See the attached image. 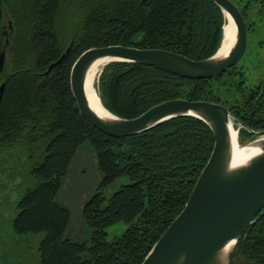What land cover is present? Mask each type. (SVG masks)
<instances>
[{
    "label": "trees",
    "instance_id": "obj_1",
    "mask_svg": "<svg viewBox=\"0 0 264 264\" xmlns=\"http://www.w3.org/2000/svg\"><path fill=\"white\" fill-rule=\"evenodd\" d=\"M2 3L12 39L0 111V264H142L188 202L214 134L202 120L182 116L134 136H108L80 114L72 67L85 51L110 45L203 60L221 46L226 16L213 0ZM258 3L262 7L264 0L237 4L248 33L256 24L248 22L249 12ZM261 64L245 55L226 73L196 80L113 62L103 68L97 90L107 109L127 119L175 99L224 105L246 125L239 131L244 144L255 138L249 129H264V71L251 82ZM86 141L102 180L82 207L90 238L77 241L66 236L72 212L57 198ZM121 177L131 182L107 197ZM121 221L126 231L108 240L107 228ZM230 264H264V210L237 243Z\"/></svg>",
    "mask_w": 264,
    "mask_h": 264
},
{
    "label": "water",
    "instance_id": "obj_2",
    "mask_svg": "<svg viewBox=\"0 0 264 264\" xmlns=\"http://www.w3.org/2000/svg\"><path fill=\"white\" fill-rule=\"evenodd\" d=\"M231 16L235 24L232 45L220 55L193 60L163 49H140L121 45L91 48L82 53L71 71V90L83 118L102 133L124 138L145 132L165 121L189 116L206 123L215 137L210 158L203 168L184 209L178 214L153 246L142 264H230L233 251L245 231L256 222L264 210V129H249L256 139L251 146L256 151L240 163H234V135L239 142L243 122L224 105L175 99L157 104L138 117L121 118L107 109L98 95L101 114L90 105L86 80L94 66L126 62L155 67L187 79H208L220 76L243 58L248 45V28L244 15L232 0H213ZM0 0V24L4 18ZM9 29L12 23L9 21ZM70 47L66 50L68 53ZM6 51L0 54V111L6 83ZM65 53V54H66ZM51 64L46 74L60 64Z\"/></svg>",
    "mask_w": 264,
    "mask_h": 264
},
{
    "label": "rangeland",
    "instance_id": "obj_3",
    "mask_svg": "<svg viewBox=\"0 0 264 264\" xmlns=\"http://www.w3.org/2000/svg\"><path fill=\"white\" fill-rule=\"evenodd\" d=\"M235 4L242 7L246 0H232ZM260 6V7H259ZM264 3H258L252 6V9L248 15V22L255 21L256 24L253 25L252 29L248 33V45L244 56L248 57V60L261 61L262 64L259 65V70L253 71V77L251 82L257 81L256 77L260 71H264ZM227 19V18H226ZM226 26V24H225ZM224 26V28H225ZM67 41L68 38H62ZM243 56V57H244ZM242 60V59H241ZM240 60V61H241ZM104 68V67H103ZM101 69L100 74L103 71ZM96 81L95 89L97 94V83ZM100 97V96H99ZM256 137L250 141H247L241 146H250L251 142L254 141ZM102 180V176L97 169V160L94 149L92 145L86 141L81 147L79 154L75 158L67 177L65 178L63 188L57 198V201L62 205L69 207L72 212V221L67 232V237L72 240L84 241L90 238V230L84 224L82 218V207L84 202L90 197L94 192L98 183ZM128 177L119 178L114 185L109 187L105 194L107 197L112 196L122 185L130 183ZM128 228V224L121 221L107 228V239L112 240L116 237L123 235V233Z\"/></svg>",
    "mask_w": 264,
    "mask_h": 264
},
{
    "label": "bare ground",
    "instance_id": "obj_4",
    "mask_svg": "<svg viewBox=\"0 0 264 264\" xmlns=\"http://www.w3.org/2000/svg\"><path fill=\"white\" fill-rule=\"evenodd\" d=\"M225 16L227 18V23L224 28L225 38L223 41V46L221 47V50L219 52L220 55L228 52V50L230 49L232 45L234 34H235V24L231 16H229L228 14H226ZM101 69H102V66L96 65L93 67V69L88 74L85 87H86L88 99H89V102L92 108L101 114H105V111L100 106L99 98H98V95L95 89L96 81H97V78L99 76ZM234 145H235L234 163H240L244 161L256 151V148L254 146L250 145L248 147L246 146L243 147L240 145V143H237L236 133L234 135Z\"/></svg>",
    "mask_w": 264,
    "mask_h": 264
},
{
    "label": "flooded vegetation",
    "instance_id": "obj_5",
    "mask_svg": "<svg viewBox=\"0 0 264 264\" xmlns=\"http://www.w3.org/2000/svg\"><path fill=\"white\" fill-rule=\"evenodd\" d=\"M3 12H4V18L0 24V54L3 50V48L7 49V51H9L11 39H12L11 32L8 29V25L6 24L7 15H6L5 10ZM7 51H6V54H7ZM2 82H3V79L1 78L0 83H2Z\"/></svg>",
    "mask_w": 264,
    "mask_h": 264
},
{
    "label": "crops",
    "instance_id": "obj_6",
    "mask_svg": "<svg viewBox=\"0 0 264 264\" xmlns=\"http://www.w3.org/2000/svg\"><path fill=\"white\" fill-rule=\"evenodd\" d=\"M79 154V153H78Z\"/></svg>",
    "mask_w": 264,
    "mask_h": 264
}]
</instances>
